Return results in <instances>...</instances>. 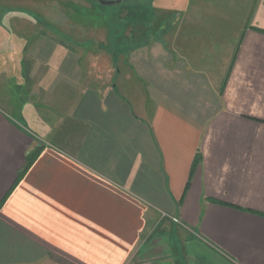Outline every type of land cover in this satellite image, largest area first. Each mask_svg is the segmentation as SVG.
Here are the masks:
<instances>
[{"label":"crops","instance_id":"1","mask_svg":"<svg viewBox=\"0 0 264 264\" xmlns=\"http://www.w3.org/2000/svg\"><path fill=\"white\" fill-rule=\"evenodd\" d=\"M71 7L0 0V264H264V0Z\"/></svg>","mask_w":264,"mask_h":264},{"label":"rangeland","instance_id":"2","mask_svg":"<svg viewBox=\"0 0 264 264\" xmlns=\"http://www.w3.org/2000/svg\"><path fill=\"white\" fill-rule=\"evenodd\" d=\"M65 1L71 2L72 7L70 10L72 15L80 12L89 18L86 20L88 25H97L96 21L101 22L106 19L114 23V25L117 23L121 26V22L125 23L128 20L130 25L133 24L135 31H141V27H144L145 31L154 32L161 26L158 16L161 17V20L166 19V17H173L175 4L179 2V0H123L116 5H102L97 0ZM76 2L80 5L86 4V7L77 6L74 8ZM87 32H94L93 26L89 27Z\"/></svg>","mask_w":264,"mask_h":264},{"label":"water","instance_id":"3","mask_svg":"<svg viewBox=\"0 0 264 264\" xmlns=\"http://www.w3.org/2000/svg\"><path fill=\"white\" fill-rule=\"evenodd\" d=\"M102 5H116L121 3L123 0H97Z\"/></svg>","mask_w":264,"mask_h":264},{"label":"trees","instance_id":"4","mask_svg":"<svg viewBox=\"0 0 264 264\" xmlns=\"http://www.w3.org/2000/svg\"><path fill=\"white\" fill-rule=\"evenodd\" d=\"M260 31L264 32V30H260ZM32 158H33V157L28 158V164H27V166L24 168V170L19 174V178L22 177V175L24 174V172H25V171L27 170V168L29 167V165H30V163H31V161H32Z\"/></svg>","mask_w":264,"mask_h":264}]
</instances>
